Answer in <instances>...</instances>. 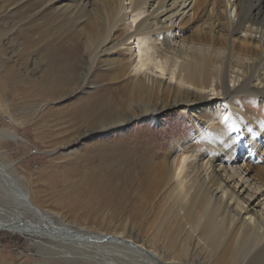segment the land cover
Returning <instances> with one entry per match:
<instances>
[{"label":"bare ground","instance_id":"obj_1","mask_svg":"<svg viewBox=\"0 0 264 264\" xmlns=\"http://www.w3.org/2000/svg\"><path fill=\"white\" fill-rule=\"evenodd\" d=\"M36 1L0 0V61L11 77L27 83L42 64L36 84L53 91L72 85L78 70L80 84L99 71L91 114L100 124L164 122L172 111L187 116L192 142L136 155L137 137L112 141L116 165L122 151L134 155L129 214L112 235L57 226L12 175L14 163L0 161V216H8L0 231L38 239L47 264H264V112L247 105L253 97L264 111V0ZM48 14L58 27L47 32L63 28L55 37L73 39L80 54L29 50L46 37L32 31ZM109 89L118 103L104 110ZM21 141L0 129V156L1 142ZM118 189L101 182L97 191L113 213L125 202ZM136 200L147 206L143 218Z\"/></svg>","mask_w":264,"mask_h":264},{"label":"rangeland","instance_id":"obj_2","mask_svg":"<svg viewBox=\"0 0 264 264\" xmlns=\"http://www.w3.org/2000/svg\"><path fill=\"white\" fill-rule=\"evenodd\" d=\"M35 5L36 0H29L30 8ZM56 22L54 16L44 15L32 32L41 36L50 27H58ZM62 31L63 28L55 30L54 37L47 32L46 37L36 46H29V50L44 51L45 56L80 54L81 49L73 39L65 41L55 37ZM50 39L52 41L46 42ZM29 55L32 60L34 55ZM39 66L41 68L36 73H29V81L22 84L9 75L8 66L0 61V129L11 130L23 139L18 143L1 142L5 154L0 156V161L14 163L12 175L20 178L35 208L57 226L65 225L72 230L93 234H115L119 231V223L129 214L126 186L131 177L127 174V166L130 164L132 167L130 158L134 155L122 151L118 159L120 165H116L111 154L113 142H127L130 136L137 137L141 142L134 145L137 147L136 155L140 150L154 152L158 148L156 145L167 144L171 140L192 142L189 137L193 133L187 116L167 111L164 122L155 117H138L128 125L112 129L107 127L109 123L100 124L91 114L100 106L91 89L99 71H94L80 84L78 70L72 85L52 91L40 90L37 86L41 69H44L42 64ZM81 67L84 65L80 62ZM35 91H39L38 97L33 95ZM117 96L116 91L109 89L102 102L103 109H114L118 103ZM248 98V108L257 107L263 114L256 99ZM115 173H118V180L113 178ZM101 182H109L112 187L117 182L118 192L125 194V202L115 213L113 204L102 201V195L97 192ZM111 189L106 188L104 193L108 194ZM141 207L147 209L136 200L134 213L139 218L145 214ZM36 240L1 230L0 264H47L46 253L40 250ZM165 260V256L161 258L162 262Z\"/></svg>","mask_w":264,"mask_h":264}]
</instances>
